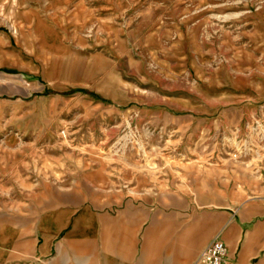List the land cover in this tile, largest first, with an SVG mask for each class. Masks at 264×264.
<instances>
[{
	"label": "rangeland",
	"instance_id": "rangeland-1",
	"mask_svg": "<svg viewBox=\"0 0 264 264\" xmlns=\"http://www.w3.org/2000/svg\"><path fill=\"white\" fill-rule=\"evenodd\" d=\"M248 100L264 0H0V212L95 171L182 188L209 160L159 117Z\"/></svg>",
	"mask_w": 264,
	"mask_h": 264
},
{
	"label": "crops",
	"instance_id": "crops-1",
	"mask_svg": "<svg viewBox=\"0 0 264 264\" xmlns=\"http://www.w3.org/2000/svg\"><path fill=\"white\" fill-rule=\"evenodd\" d=\"M253 102L159 117L209 160L182 188L95 171L14 199L0 212V264H193L217 235L226 264H264V105Z\"/></svg>",
	"mask_w": 264,
	"mask_h": 264
},
{
	"label": "built area",
	"instance_id": "built-area-1",
	"mask_svg": "<svg viewBox=\"0 0 264 264\" xmlns=\"http://www.w3.org/2000/svg\"><path fill=\"white\" fill-rule=\"evenodd\" d=\"M228 252V246L217 235L202 249L193 264H226Z\"/></svg>",
	"mask_w": 264,
	"mask_h": 264
}]
</instances>
